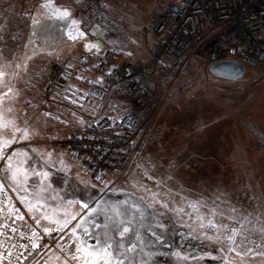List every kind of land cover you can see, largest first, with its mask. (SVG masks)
Returning a JSON list of instances; mask_svg holds the SVG:
<instances>
[{"label":"rangeland","instance_id":"374dc122","mask_svg":"<svg viewBox=\"0 0 264 264\" xmlns=\"http://www.w3.org/2000/svg\"><path fill=\"white\" fill-rule=\"evenodd\" d=\"M156 3L0 0V162L28 151L7 177L12 186L0 170V264H16L34 240L26 225L66 229L73 240L59 251L34 249L22 264H264V157L252 135L254 108L264 107L263 69L224 79L190 53L126 162L102 183L88 181L74 156L41 144L86 124L44 101L52 58L104 49L86 34L94 17L125 25L118 45L146 48ZM34 156L59 174L31 173Z\"/></svg>","mask_w":264,"mask_h":264},{"label":"built area","instance_id":"2783aa9c","mask_svg":"<svg viewBox=\"0 0 264 264\" xmlns=\"http://www.w3.org/2000/svg\"><path fill=\"white\" fill-rule=\"evenodd\" d=\"M156 4L160 10L145 27L151 40L144 56L112 62L118 46L127 48V41L118 45L116 37L125 25L94 17L87 33L106 50L55 58L42 85L46 102L87 120L80 131L47 135L42 143L74 156L90 181L102 183L123 166L137 134L156 113L173 73L190 53L202 54L207 66L234 60L247 69L264 70V0H157ZM119 93H124L122 98ZM33 233L34 240L22 248L16 264L34 249H53L72 240L57 230L34 227Z\"/></svg>","mask_w":264,"mask_h":264},{"label":"crops","instance_id":"0c3cea01","mask_svg":"<svg viewBox=\"0 0 264 264\" xmlns=\"http://www.w3.org/2000/svg\"><path fill=\"white\" fill-rule=\"evenodd\" d=\"M147 34V33H146ZM147 37H148V42H147V46L146 48L138 51V44L136 43H133L131 42V44L129 45L128 49L125 51V55L127 57H130V58H140L142 57L145 53H146V50H147V47L150 43V40H151V37L147 34ZM134 39H132L133 41ZM244 74V73H243ZM245 75V74H244ZM255 110V113L256 114V119L254 120V122L252 123V127L256 130V133H252L253 137L256 138V146L258 149H259V156L261 158L264 157V144L261 142V139H264V107H255L254 108ZM226 128V127H225ZM228 130V129H227ZM222 133L220 135H224L225 133V130L223 129L222 127ZM231 132V131H230ZM249 133L247 132V135ZM251 135V133H250ZM251 135V136H252ZM262 137V138H261ZM59 174V171H57ZM20 191H25L24 189H18L17 192H20ZM20 196L22 195L24 198H29L28 194H25L23 195L22 192L18 193ZM21 196V197H22ZM32 201V200H31ZM62 211H64V209H61ZM66 222V221H65ZM53 229V228H51Z\"/></svg>","mask_w":264,"mask_h":264},{"label":"trees","instance_id":"16d2710c","mask_svg":"<svg viewBox=\"0 0 264 264\" xmlns=\"http://www.w3.org/2000/svg\"><path fill=\"white\" fill-rule=\"evenodd\" d=\"M77 128H79V126H77ZM76 128V129H77ZM24 152H25V154L23 155V154H21L20 152H17V153H15L14 154V151L13 152H10L9 154H7V156L5 157V158H3V155L4 154H2V161L0 162V170H1V173L3 174V178L6 180V183L9 185H11L12 186V181H11V178H9V180L7 179V177L9 176V174L11 173L12 174V172L14 171L13 170V168L17 165V164H20V163H22V162H24V159H25V157H26V155H27V153H28V151L26 150H23ZM21 158H23V160L21 159ZM37 158L38 157H36V156H34L33 157V159H34V161H35V166H34V169L32 170V171H30L31 173H36V174H38V175H46L44 172H46L47 174H49V175H52V174H57V173H54V171L53 170H51L50 169V171H49V168H46V169H44L43 167H44V165H42L38 160H37ZM4 159V160H3ZM19 160H22V161H19ZM2 166L4 167V171L2 170ZM21 167V166H20ZM28 171L29 170H26V167H25V170H24V172L25 173H28ZM23 172V173H24ZM14 174V173H13ZM13 177H15L14 179H16L15 180V182L16 181H18V178H17V176L14 174V175H12ZM24 177V179H26V175H24L23 176ZM33 177V176H32ZM27 178H30V177H27ZM27 181H29V180H27ZM88 212V211H87ZM90 212H92V210L91 211H89L88 213H90ZM24 220V219H23ZM27 229H28V233H26V234H28L29 235V237L30 236H32L31 235V230H30V227L29 226H25Z\"/></svg>","mask_w":264,"mask_h":264},{"label":"water","instance_id":"95a60500","mask_svg":"<svg viewBox=\"0 0 264 264\" xmlns=\"http://www.w3.org/2000/svg\"><path fill=\"white\" fill-rule=\"evenodd\" d=\"M209 71L221 78L235 80L240 78L244 73V68L241 64L236 61L226 60V61H217L212 62L209 65ZM5 70L0 68V80H4ZM83 209L90 210L89 206L86 203H79Z\"/></svg>","mask_w":264,"mask_h":264},{"label":"bare ground","instance_id":"6f19581e","mask_svg":"<svg viewBox=\"0 0 264 264\" xmlns=\"http://www.w3.org/2000/svg\"><path fill=\"white\" fill-rule=\"evenodd\" d=\"M252 131L256 133V130L254 128L252 129ZM261 142L264 144V139H261Z\"/></svg>","mask_w":264,"mask_h":264},{"label":"flooded vegetation","instance_id":"af4514ba","mask_svg":"<svg viewBox=\"0 0 264 264\" xmlns=\"http://www.w3.org/2000/svg\"><path fill=\"white\" fill-rule=\"evenodd\" d=\"M120 203H121V205H122V202L121 201H119ZM130 249V248H129Z\"/></svg>","mask_w":264,"mask_h":264}]
</instances>
